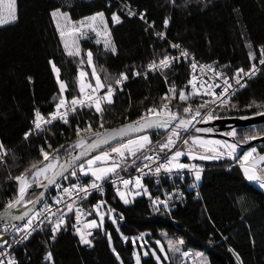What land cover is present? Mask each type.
I'll list each match as a JSON object with an SVG mask.
<instances>
[{
    "label": "trees",
    "instance_id": "trees-1",
    "mask_svg": "<svg viewBox=\"0 0 264 264\" xmlns=\"http://www.w3.org/2000/svg\"><path fill=\"white\" fill-rule=\"evenodd\" d=\"M124 1L136 10L135 17H129L120 6ZM16 6L17 19L0 27V143L10 152L0 165V212L17 193L18 184L9 177L19 176L32 162L42 160L41 146L51 152L64 145L59 153L61 162L68 145L77 140L78 125L83 129L91 123L93 130L102 131L131 123L148 108H159L161 97L172 84L183 88L191 78L189 66L180 64L147 78L132 79L113 96L112 104L103 106L104 128L99 127L101 114L95 108L78 110L67 124L55 123L39 137L24 139L32 126L35 110L49 114L58 102L59 85L49 61L60 69V79L68 86L64 95L70 101L79 93L81 71L86 73L90 83H95L91 76L93 67L87 64L88 50L93 52V65L101 80L107 82L104 80L107 74L114 82L121 72L132 75L129 69L142 70L153 59L159 61L163 54H169V42L187 47L203 62L230 76L238 68L248 71L253 63H258V51L264 45V0H175V4L172 0H16ZM56 8L68 12L73 21L104 12L116 53L105 51L103 44H96V37L90 36L81 41L83 64L79 57L68 56L51 16ZM113 12L121 17V23H112ZM140 12L145 13V21L138 18ZM165 18H169L167 29L164 28ZM150 23L167 34L164 41L156 36ZM249 51L256 53V60L249 59ZM253 100L264 103V65L248 86L236 93L232 102L238 107L220 110V118L247 117L264 111V108L245 107ZM178 104L177 97L172 101L173 110ZM245 134L264 136V125L237 130V139H243ZM149 135L154 145L157 141L163 142L166 136L163 131ZM48 144L52 149H48ZM255 148L260 154L264 153V143ZM236 161L223 157L205 162L199 180L200 197L189 191L187 201L170 212L153 208L148 196L125 205L116 193L109 192L108 210L114 209L116 220L122 216L123 221L113 224L107 218L104 227L95 231L93 249L74 236L70 221L51 248L50 229L45 227L14 251V259L17 264H121V261L136 264L133 253L142 242H149L162 264H182V251L193 250L205 251L209 264H264V191L248 181L242 168L234 166ZM137 164L119 171L130 172ZM75 181L69 177L62 179L60 185ZM59 190L55 189L52 195ZM92 203L94 201L87 205ZM138 235L143 237L138 238ZM167 238L183 239L181 251H171ZM155 241L165 245L166 258ZM113 248L119 253V260ZM48 252L52 253V263L46 259ZM141 264L159 262L150 254L141 257Z\"/></svg>",
    "mask_w": 264,
    "mask_h": 264
},
{
    "label": "snow or ice",
    "instance_id": "snow-or-ice-1",
    "mask_svg": "<svg viewBox=\"0 0 264 264\" xmlns=\"http://www.w3.org/2000/svg\"><path fill=\"white\" fill-rule=\"evenodd\" d=\"M172 3L175 4V0H172ZM124 8L127 9L129 17L137 15L130 5L125 4ZM51 16L56 22V28L66 54L73 58L79 57L81 64L84 63V58L79 47V39H89V33L95 34L97 38L95 42L98 45L101 44V38L103 39L105 51H110L113 54L116 53L117 49L111 40V32L104 12H96L92 16L84 17L79 21H73L68 12L56 8L51 12ZM139 17L141 20H144L145 13L140 12ZM16 19V0H7L6 5L5 0H0V25L11 23ZM111 20L113 24L122 22L121 17L116 12L112 13ZM168 25L169 18H165L164 28L167 29ZM149 27H153V25L150 24ZM156 35L161 39L166 37L165 32H160ZM169 43L171 48L179 50V56H170L165 53L159 61L153 59L143 73L134 69H129L128 71H131L133 76L143 75L144 78H147L149 71H162L171 67L180 58H187L190 55L186 49L181 48L180 44ZM248 47L251 48V45L249 44ZM86 57L87 64L93 67L91 76L94 78L95 83H85L84 76L86 74L81 71L78 78L79 93L77 96H73L70 101L64 95L68 90V86L65 81L60 79V69L56 67L53 61H49L59 85V98L55 104V110L49 113L47 117L42 115L38 109L35 110L33 120L35 131H43L45 130V126L52 125L57 120L67 124L69 114L75 113L78 108L84 107H94L95 111L101 114L99 127L104 128L103 106L113 103L115 92L122 86L124 81L129 79L128 72H121L114 82L106 74L104 80L107 82H103L93 65V52L88 50ZM248 57L250 60L257 59L254 51H249ZM259 63L264 65V45L260 46L259 49ZM197 67L200 68L201 74L204 73L205 69H208L213 74L212 78H220L222 83H208L207 80L200 79L195 74ZM191 68L193 74L185 87L177 88L175 84H172L168 89V93L161 97V106L159 108L155 106L148 108L137 120L124 124L119 128L105 129L103 132L93 130L91 123H88L83 129L78 125L75 129L77 140L73 144L68 145L63 163L60 162L59 153L61 149L65 148L64 145H61L59 149H52L51 144H48V149H52L51 152L46 151L41 146L39 151L43 157L42 160L32 162L30 167L26 168L19 176L14 178L9 177L16 181L18 189L15 197L9 200L4 211L0 212V219L24 220L26 216L29 217L27 223L22 228L12 225L16 232L23 233L21 240L28 239L39 225L47 221L52 225V239L54 240L56 238L55 234L61 230L62 226L66 225L68 214L75 212L76 224L73 227L80 238V243L92 246V239H90L92 236L91 230L103 228L105 213H102L100 209L106 201H98L93 206L96 215L99 217V221L95 219L88 220L84 223L83 228H81L79 225L81 224L84 212L82 208L77 206L78 200L86 199L93 191L103 192L104 181L111 179L113 176L117 177L119 184H117V180H112V185L116 188V194L125 204L130 203V195L135 197L140 195L141 192L148 194L151 198V194L148 193L143 183V178L146 175L151 174L159 177L162 172L165 174H179L183 170H189L194 174L195 181H199L203 168L194 163L181 162L182 157H187L193 161L219 160L223 157L237 159L241 161L240 166L245 177L249 181L258 183L261 188H264V155L259 154L255 147H251L248 151L244 152L242 157L236 156L237 150L242 144L262 138L260 135L245 134L243 139H237V130L232 128L230 131L223 133L225 137L231 138L233 142H230L229 140L206 138L203 134L213 133L214 129L212 127L197 126L199 124H209L212 121L220 119L218 110H231L238 107L236 103L232 102L238 89L233 88L230 79H234L235 84L239 88H245L246 83H241V80L244 76L251 78L256 74L258 69L255 63L252 64L247 72L243 68H238L231 78L226 77L222 72H217L210 65L198 66L194 58L191 62ZM29 81H31V77H29ZM189 86L190 91L186 90ZM217 89H220L219 93H217ZM177 97L179 104L186 106L181 108L178 104L176 109L173 110L171 106L172 101L176 100ZM55 99L57 98L54 97ZM195 100H198L199 103L193 107ZM245 107L248 109L254 107L261 109L264 108V103H257V101L253 100ZM254 115L264 116V111H256ZM241 119H249V117H241ZM153 130L157 134L161 131L166 134L163 142L157 141L156 147L153 146L152 138L149 135ZM32 131L30 130L25 133V139H28ZM82 132L86 135H81ZM178 142H182L184 146L183 150L177 147ZM6 155L7 152L4 149V145L0 143V162L4 160ZM129 158H131V164H129ZM138 161L142 166L135 168V171L138 173L135 177L124 179L119 175L118 170L126 171L129 167L135 166ZM145 169L148 171L145 172ZM89 176L92 178L90 183L82 184L80 182L81 177ZM69 177L74 178L76 182L71 183L68 187H62L57 183L58 178L67 180ZM48 185H55L61 189V192L54 198V205L59 206L64 204V209L57 207L55 211H52L53 206L46 203L44 209L35 212L31 216H29V211L31 210L21 215H13L12 209L14 208L40 202V197H37L36 200L26 199L30 189L34 186L47 187ZM40 196H43V193ZM65 197L68 198L67 201ZM170 199V196H166L165 199L157 197L152 200V204L156 210H159L160 206H163L164 209H170ZM108 211L114 212L115 210L109 208ZM87 215L90 216L92 213L88 212ZM120 219H123V217L121 216ZM112 223L116 224L117 220L112 218ZM5 231H7V225L5 226ZM107 235L111 244V234ZM124 239L126 240L127 237H124ZM159 243L157 241V244ZM183 244V239L168 241L169 249L173 252H180V246ZM112 251L119 260L120 256L116 252V249L113 248ZM160 251H164L163 246H161ZM230 251L232 250L230 249ZM0 255L3 254L0 253ZM133 255L136 258V264H141L139 254L134 252ZM145 255H148V253H145ZM152 255L156 256V253L153 252ZM183 255L188 256L189 253L184 252ZM196 255L202 256L203 254L196 253ZM46 259L52 260L51 252H48ZM156 259L159 261L160 257L156 256ZM237 259L239 260L238 255ZM0 264H4V261L0 260ZM8 264H17V261L9 259ZM121 264H123L122 261Z\"/></svg>",
    "mask_w": 264,
    "mask_h": 264
},
{
    "label": "built area",
    "instance_id": "built-area-1",
    "mask_svg": "<svg viewBox=\"0 0 264 264\" xmlns=\"http://www.w3.org/2000/svg\"><path fill=\"white\" fill-rule=\"evenodd\" d=\"M125 4H128L130 5L131 9L133 11L136 12V10L131 6V4L129 2H121L120 3V6L122 5L123 8H124V5ZM126 11L127 9L124 8ZM137 13V12H136ZM136 16V15H135ZM135 16H132V17H135ZM138 18L140 19L139 15H138ZM141 20V19H140ZM142 21H145L142 20ZM151 25H153V27H150L152 29H154L155 33L157 34L158 32H162V31H159L157 29L154 28V24L153 23H150ZM161 39V38H160ZM166 37L164 39H161V40H165ZM171 43H175V42H171ZM179 44V43H177ZM181 45V44H180ZM181 48L183 49H186L188 52H189V56L187 58H180V60L176 61L173 63V65L167 69H163L162 71L161 70H158V71H155V72H151L149 71L148 72V75L147 77L150 75H155V74H158V73H161L165 70H168L174 66H177V65H180V64H184V65H188L190 70H191V77H192V74H193V70L191 68V62L194 58L195 62L197 63V65H208L206 63H204L199 57H197L195 55L194 52H192L190 49H188L187 47L181 45ZM259 53V51H258ZM170 56H179L180 55V52L179 50L177 49H173L171 48V52L168 54ZM256 68L258 69V71L256 72V74L254 76H252L251 78L247 77V76H244L241 80V83H246V87L248 86L249 82L254 79L260 68H261V64L259 63H256ZM212 67V66H211ZM213 68V67H212ZM147 69V66L142 69V70H138L140 71L141 73H143L145 70ZM215 69V68H213ZM217 72H222L224 73V75L228 78H231L233 77L230 76L227 72L225 71H221V70H218V69H215ZM247 72V71H245ZM195 74L200 78V79H204V80H207L208 83H216V84H221L222 83V80L220 78H212L213 74L211 71H209L208 69H205L204 70V73L201 74L200 72V68L197 67V69L195 70ZM129 76V79L124 81L122 86H120V88L117 89V91L115 92L118 93L119 91L123 90L124 87L126 86V84H128L132 79H135V78H141V77H144L143 75L141 76H133V75H128ZM191 79V78H190ZM230 82L233 84V88L235 89H238V91L240 89H243V88H239L238 85L235 84V80L234 79H230ZM188 82L185 84L187 85ZM184 85V87H185ZM115 86V85H114ZM245 87V88H246ZM188 91H190V86L186 89ZM217 93H219L220 89H217L216 90ZM237 91V92H238ZM102 94V93H101ZM114 94V95H115ZM199 103L198 100H195L194 103H193V107L196 106V104ZM94 109V107L92 108H88V107H84V108H78V110H92ZM55 110V109H54ZM53 110V111H54ZM77 110V111H78ZM76 111V112H77ZM75 112V113H76ZM145 113V112H144ZM72 114L74 113H70L69 114V117L68 119L72 116ZM44 115L45 117H47L49 114H42ZM33 120H34V117H33ZM58 122H63V121H60V120H57V121H54L53 124L55 123H58ZM52 124V125H53ZM48 126H51V125H48ZM48 126H45V129L48 127ZM30 130H33L32 131V134L28 137L29 138H32V137H39L45 130L43 131H35L34 130V126H33V121H32V126L31 128L28 130V132ZM187 138V137H185ZM24 139H25V136H24ZM182 142H178V145H181ZM7 155L4 157V160L2 162H0V165L3 164V162L5 161L6 157L8 156V154L10 153L9 151H7ZM149 154H152V153H149ZM260 154V153H259ZM264 155V154H263ZM241 164V161H236V163L234 164V166H238L241 168L240 166ZM142 165L140 164V162L138 161V164H137V167H141ZM204 170V169H203ZM119 171V170H118ZM148 170L145 169V172H147ZM138 173L135 171V168L130 171V172H127V173H123V172H120L119 171V175L121 177H123L124 179H128L129 177H135ZM112 180H117V184H119V180L117 179V177L113 176L111 179H108V180H105L104 183H103V192H99V191H93L86 199H82V200H78L77 201V206H79L80 208H82L83 212H84V215L82 216V220H81V224L79 225V227L83 228V225L86 221L88 220H97L98 221V216L96 215V212L93 208V206L95 204H97L98 201H106V203L103 205V207L100 209L101 211H103L105 208H108L109 207V204L107 202V198H108V194L109 192H114L116 193V188L112 185ZM91 179H85V177H81L80 178V182L82 184H88L90 183ZM76 182V181H75ZM73 182V183H75ZM143 183H144V186L147 187V190L149 191V193L151 194V198L150 196L148 195V199L151 200V203H152V200L159 197L160 199H165L166 196H170L171 199L169 200V204H170V209H164L163 206H160L159 208H162L168 212L176 209V207L179 205V204H184L186 201H187V193L189 191H193V192H196V196L197 197H200V186H199V181H195L194 179V174L189 171V170H183L182 172H180L179 174H176V173H173V174H165V173H161L159 175V177L155 176V175H146L144 178H143ZM71 184V183H70ZM70 184L68 185H65L63 187H68ZM195 185V186H193ZM122 187V186H121ZM123 190V189H122ZM61 192V189L59 191H57L56 195H51L50 197H48V199L35 211V212H39L41 211L42 209L45 208V204H49V205H52V211H55L57 207H60L61 209H64L65 205L64 204H61L59 206H56L54 205V198L57 197V195ZM65 200L67 201L68 198L65 197ZM91 201H94V203H92L90 206L87 205V203L91 202ZM152 207L155 208L152 204ZM24 210V209H23ZM22 211V210H21ZM34 212V213H35ZM88 212H91L92 215H87ZM33 213V214H34ZM32 214V215H33ZM121 217V216H120ZM120 217L117 218V221L120 222V221H123V219H120ZM41 219H43V217H41ZM28 220V219H27ZM27 220L24 221V222H21L19 223L17 226L18 227H23V225L25 223H27ZM71 221V226H72V232L74 234V236H76L80 242V238L79 236L76 234L75 232V229L73 227L74 224H76V219H75V212H72V213H69L68 216H67V223L66 225ZM38 223V222H36ZM45 227H49L50 229V243H49V248L52 247L53 244H55V242L57 241V239L59 238V235L61 233V230L64 228V226H62L61 230L58 231L55 235H56V238L53 240L52 239V225L49 224L47 221H45L43 224L39 225V227L36 228V231L32 232V235L37 232V231H40V230H43V228ZM97 229H92V236L90 237V239H92V246H88V245H85L87 246L89 249H93L94 248V240H93V237L95 235V231ZM23 233H20V232H16L15 229L12 230V232L9 234L8 236V240L6 241V243L4 245H2L0 247V253H2L3 255H0V260H3L4 261V264H8V260L9 259H14V251L20 247L25 241H27L28 239L26 240H21V237H22ZM143 237L142 235H138V238H141ZM19 241V242H17ZM53 260H51V263H52Z\"/></svg>",
    "mask_w": 264,
    "mask_h": 264
},
{
    "label": "water",
    "instance_id": "water-1",
    "mask_svg": "<svg viewBox=\"0 0 264 264\" xmlns=\"http://www.w3.org/2000/svg\"><path fill=\"white\" fill-rule=\"evenodd\" d=\"M247 117H249V119H241V117L240 118H220L218 120L212 121L209 124H199L197 126L198 127H212L214 129L213 133L203 134L205 136H213V137H217V138H221V139L229 140L230 142H233L231 140V138L225 137L223 135V133L230 131L232 128H235L236 130H240V129L259 127V126L264 125V116L252 115V116H247ZM119 127H121V126H119ZM119 127H116V128H119ZM112 129H115V128H112ZM103 131L104 130H102L101 132H103ZM152 132H156V131L153 130L150 133H152ZM192 134H194V133H192ZM261 137L262 138L249 141L247 144H242L238 148L236 156L239 157L247 149H249L251 147H255V146L260 145V144H263L264 143V136H261ZM64 159L61 161V163L64 162ZM61 180H62V178H58L57 183L59 184L61 182ZM55 189H56L55 185H48L47 187H36V186H34L32 189L29 190L27 197L34 190H39L40 193L37 197H40V202H38L36 204H30L29 207H27L26 209L19 211V212H17L18 208H14V209H12L13 215H21L24 212L31 210V211H29V216H31L48 199V197H50L52 195V192ZM41 193H43V196H40ZM28 218L29 217L26 216L24 218V220H12L11 218L0 219V229L7 225V227H8L7 236H9V234L14 229L12 227V225H18L19 223L26 221Z\"/></svg>",
    "mask_w": 264,
    "mask_h": 264
},
{
    "label": "rangeland",
    "instance_id": "rangeland-1",
    "mask_svg": "<svg viewBox=\"0 0 264 264\" xmlns=\"http://www.w3.org/2000/svg\"><path fill=\"white\" fill-rule=\"evenodd\" d=\"M125 2V1H124ZM7 4V0H5V5ZM121 7L123 8V6L121 5ZM124 9V8H123ZM16 13H17V6H16ZM106 18V17H105ZM14 22V21H13ZM55 22V21H54ZM12 23V22H11ZM7 24H10V23H7ZM7 24H4V25H7ZM55 24H56V22H55ZM4 25H0V27H2V26H4ZM109 27V26H108ZM110 29V28H109ZM158 33H160V32H158ZM90 36H95V34L94 33H89V37ZM97 39V38H96ZM83 40V38H81V39H79V47H80V49H81V41ZM101 44H103V39L101 38ZM85 73V72H84ZM86 74V73H85ZM87 77V75H85L84 76V82L85 83H90V81L86 78ZM86 91H88L87 89H86ZM219 111V113H220V110H218ZM263 126V125H262ZM152 133H154V132H152ZM206 138H211V139H221V138H217V137H213V136H205ZM165 139V138H164ZM164 139L162 140V141H164ZM221 140H224V139H221ZM154 143V142H153ZM154 145V144H153ZM156 146H157V144H155ZM154 145V147H156ZM183 144H181V145H178L177 144V147L179 148L180 147V149L181 150H183L184 149V146L183 147H181ZM249 149H247L246 151H248ZM245 151V152H246ZM259 153V152H258ZM244 154V153H243ZM243 154L240 156V157H242L243 156ZM264 154V153H263ZM262 154V155H263ZM220 160V159H219ZM207 161H217V160H204V161H201V160H189L187 157H182L181 158V162H183V163H190V164H197L198 166H200L201 168H203V165H204V163L205 162H207ZM201 176H202V174H201ZM90 177V176H89ZM91 178V177H90ZM92 179V178H91ZM249 181V180H248ZM251 183H253V184H255L256 186H258L261 190H263L264 191V188H261L260 186H259V184L258 183H256V182H254V181H250ZM61 183V182H60ZM59 183V184H60ZM147 188V187H146ZM56 190H59V188H57L56 187ZM148 193H149V191H148ZM39 194H37V193H32L30 196H28V197H26V199H29V200H35L36 198H37V196H38ZM118 196V195H117ZM141 196H148V194H145V193H143V192H141V194L140 195H138V196H135V197H132L131 195L129 196V200H130V203H128V204H125L120 198V200H121V202L122 203H124L125 205H131L133 202H134V200L135 199H137L138 197H141ZM119 197V196H118ZM30 205V204H29ZM29 205H27V206H21V207H18V209H17V212H19V211H21V210H23V209H26L27 207H29ZM101 211V210H100ZM102 213H105V219H104V225H105V220L108 218L109 220H111L112 221V218H115V215L113 214V212H109L108 211V208H105L103 211H101ZM116 219V218H115ZM98 221H99V217H98ZM117 224V223H116ZM104 227V226H103ZM7 229H8V227H7ZM8 232V231H7ZM8 240V237H7V233H6V231H5V226L4 227H2L1 229H0V247L2 246V245H4L5 243H6V241ZM166 241H167V243H168V241H169V239L167 238L166 239ZM160 242V241H159ZM155 244H157V241H155ZM157 246L159 247V249L161 248V246H163V248H164V251L162 252L163 254H164V256H165V258L167 257V249H166V247H165V245L162 243V242H160L159 244H157ZM153 252H155L156 253V256H158L157 255V252H156V250L152 247V245H151V243H149V242H142L141 243V247L139 248V249H137L136 251H135V253H137V254H139V256H140V259H141V257L142 256H148V255H150V254H152ZM186 252H188L189 253V255L188 256H184L183 255V253H184V251H182V256H183V259H184V261L182 262V264H209V258H208V255H207V253L205 252V251H203V250H193V251H186ZM145 253H148V255H145ZM176 253V252H175ZM196 253H202L203 255L202 256H197L196 255ZM155 256V257H156ZM136 259V258H135ZM159 262V264H162V263H160V260L158 261Z\"/></svg>",
    "mask_w": 264,
    "mask_h": 264
},
{
    "label": "bare ground",
    "instance_id": "bare-ground-1",
    "mask_svg": "<svg viewBox=\"0 0 264 264\" xmlns=\"http://www.w3.org/2000/svg\"><path fill=\"white\" fill-rule=\"evenodd\" d=\"M160 31V30H159ZM163 32V31H162ZM167 35V34H166ZM157 36V35H156ZM167 42H169V41H167ZM205 63V62H204ZM230 75V74H229ZM253 80V79H252ZM180 148V147H179ZM187 195H188V193H187ZM181 206V205H180Z\"/></svg>",
    "mask_w": 264,
    "mask_h": 264
}]
</instances>
